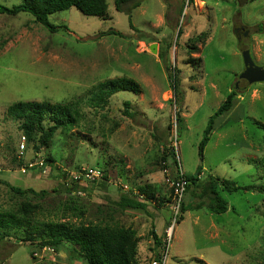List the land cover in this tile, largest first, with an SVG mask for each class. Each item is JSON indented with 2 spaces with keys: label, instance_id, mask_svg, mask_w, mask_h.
Listing matches in <instances>:
<instances>
[{
  "label": "rangeland",
  "instance_id": "obj_1",
  "mask_svg": "<svg viewBox=\"0 0 264 264\" xmlns=\"http://www.w3.org/2000/svg\"><path fill=\"white\" fill-rule=\"evenodd\" d=\"M136 1L141 5L131 21L114 7L115 0H108V18L87 16L76 7L59 11L49 17L60 26L56 32L29 13L0 14V210L21 216L26 206L28 217L39 222L136 226L141 264H264V81L249 84L241 77L243 50L249 48L264 65V0L129 4ZM0 2L11 7L20 0ZM111 28L123 35H101ZM246 28L249 36L240 38L239 30ZM174 73L180 82L177 96ZM118 77L137 81L140 93L119 91L96 108L89 101L93 88ZM232 89L234 107L215 119L200 153L206 126ZM78 97L83 100L79 123L57 130L39 148L24 136L22 121L6 113L20 100L55 103ZM126 100L132 117L125 112ZM87 166L100 170L101 179L69 193L71 175L63 173ZM199 166L201 184L215 177L239 187L217 189L229 204L227 212L205 207L183 212L182 203L188 208L200 202L192 191L200 194L202 188L193 185L190 191L185 186L176 206L173 182L184 173L196 174ZM7 183L49 194H17ZM141 188L157 197L149 205L150 212L158 209L153 217L140 209H135L139 214L122 211L100 195L106 189L114 196L117 190L139 193ZM174 220L170 247L165 240L162 256H154L152 222L162 236ZM42 248L15 235L0 237V264H81L71 262L68 251Z\"/></svg>",
  "mask_w": 264,
  "mask_h": 264
},
{
  "label": "trees",
  "instance_id": "obj_2",
  "mask_svg": "<svg viewBox=\"0 0 264 264\" xmlns=\"http://www.w3.org/2000/svg\"><path fill=\"white\" fill-rule=\"evenodd\" d=\"M134 0H115V6L119 11H125L129 14L130 21L132 19L131 13L133 9L141 5L140 1L130 3ZM254 1V0H251ZM128 3L129 6L123 7ZM108 0H20L18 4L9 7L0 2V14L16 15L21 12L31 14L35 21L45 26L49 31L56 32L60 26L54 25L50 22L49 17L59 11L67 10L68 8L76 7L83 14L87 16H99L108 18L109 10ZM131 25H133L131 23ZM66 28V26H65ZM181 30L179 32V35ZM105 34L123 35L122 32L109 29ZM178 35V37H179ZM145 41L144 39H141ZM148 41V40H147ZM150 42V41H149ZM175 75V76H174ZM176 96L178 95V86L180 84L178 75L174 73ZM94 90V95H91L90 102L96 108L104 107L111 95L119 91H131L140 93V84L129 78H113L99 83ZM93 90L89 93H93ZM237 91L232 89L226 100L220 105L214 116L210 118L208 126L204 131L203 140L200 143V153L203 152L206 144L211 138V134L215 129V119L228 113L232 110L235 104ZM178 100V99H177ZM82 98L78 97L76 100L68 102H50L49 100L35 101V100H20L10 104L6 110L7 115L16 120L22 121V129L24 136L29 142H36L39 147L47 146L57 130L61 128L71 129L75 124L79 123L81 116V103ZM131 102H125L126 114L133 116L130 111ZM46 122V124H44ZM38 133V135H37ZM174 154V153H173ZM47 163H54L53 159L46 158ZM264 164V158L262 160ZM46 164V165H48ZM78 167L76 170L80 169ZM202 167H198L196 174L187 175L183 174L184 179L187 180L186 190L190 191L192 185L197 188H202L200 194L192 191L193 195L200 197V202L195 206L182 203V211H187L190 207L209 209L213 213H225L229 210L228 202L217 191L220 186L229 188L236 191L239 187L232 180H219L211 177L208 184H201ZM68 172H64V178L67 177ZM181 177V176H179ZM84 182L81 180L72 181L69 193L75 192L80 189ZM8 186L17 194H32L45 198L48 196L49 191L44 189L37 191L33 188L22 189L18 186L7 183ZM105 186V184H102ZM107 188V186H105ZM56 191V190H55ZM118 194L111 196L106 189L105 193L100 194L108 204L117 206L122 211L127 209H140L147 212L148 215L153 217L156 213V206L154 212H150V202L156 200L155 194L147 193L143 188L141 192H125L118 191ZM145 195V196H142ZM153 199V200H152ZM23 215L19 216L12 210H0V237L16 236L19 239L30 241L34 247H51L55 251H68L71 256V262L78 261L81 264H141L138 258L139 244L141 239L135 228L131 226L122 225L119 223L111 224L106 221H99L97 223H80L78 225H68L65 222H57L54 220L41 221L33 220L28 217L27 207L23 206ZM156 215V214H155ZM178 214L176 215V217ZM183 218L182 216L180 217ZM179 218V219H180ZM177 219V218H176ZM178 219V220H179ZM177 220V221H178ZM170 224L164 228V235H158L155 229L154 221L152 222L151 235L154 240V249L157 257L162 256L161 248L164 247L166 231ZM23 232L24 236L16 235Z\"/></svg>",
  "mask_w": 264,
  "mask_h": 264
},
{
  "label": "built area",
  "instance_id": "obj_3",
  "mask_svg": "<svg viewBox=\"0 0 264 264\" xmlns=\"http://www.w3.org/2000/svg\"><path fill=\"white\" fill-rule=\"evenodd\" d=\"M24 148H25V141L22 144V149H24ZM38 164L40 165V167H42V170L44 172L48 171V169L45 168L46 164H45L44 160L39 161ZM69 174L71 175V176L70 175L69 176L71 177L72 181H77V180L80 179L81 182H84V181L96 182V181L100 180L101 177H102V174H101L100 170H98V169H96L94 167H89V166L81 167L80 169L75 170V172H72V173L70 172ZM180 176L181 177H179V180L177 182H173V186L175 187V193H176V201H177V204H178V205H176L177 207H179V205L181 204V201H182V198H183V193H184V190H185V185H187V180L184 179L183 174L180 175ZM177 214H178V209L176 210V215ZM175 221L176 220H174L172 226L169 227V229H168L169 232L168 231L166 232L167 235H166L165 240H166V243H167L166 245H167L168 248L170 247L169 244H171V241H172V238H173L172 237V231H173V228L175 226L174 225ZM41 250L42 251L43 250H46V251L49 250V251L55 252V250L53 248H51V247H48V248L45 247V248H42ZM155 263H157V261H154L152 264H155Z\"/></svg>",
  "mask_w": 264,
  "mask_h": 264
},
{
  "label": "water",
  "instance_id": "obj_4",
  "mask_svg": "<svg viewBox=\"0 0 264 264\" xmlns=\"http://www.w3.org/2000/svg\"><path fill=\"white\" fill-rule=\"evenodd\" d=\"M237 32V31H236ZM156 44L151 46V49L156 52L155 50ZM245 69L241 75L242 78L246 79L249 84H253L256 82H263L264 81V65L257 64L254 56L252 55L251 50L245 49L242 52Z\"/></svg>",
  "mask_w": 264,
  "mask_h": 264
},
{
  "label": "crops",
  "instance_id": "obj_5",
  "mask_svg": "<svg viewBox=\"0 0 264 264\" xmlns=\"http://www.w3.org/2000/svg\"><path fill=\"white\" fill-rule=\"evenodd\" d=\"M145 42H146V41H142V40H141V43H144V44H145ZM126 211H127V212H131V213H134V214H135V213H137V214L140 213L139 211H136L135 209H127V210H125V212H126ZM138 218H139V217H138ZM138 218H137V219H138ZM166 220H167V219H166ZM135 224H136V223H135ZM129 226H131V225H129ZM131 227H133V228H135V229L137 230V227H136V226H131ZM175 228H176V227H175ZM150 230L152 231V228H151ZM137 232H138V235L141 236V234H139V231H138V230H137ZM151 238H152V240H153V237H151ZM153 242H154V240H153ZM153 247H155V245H154ZM153 247H152V248H153ZM154 256H156V255H155V252H154Z\"/></svg>",
  "mask_w": 264,
  "mask_h": 264
},
{
  "label": "flooded vegetation",
  "instance_id": "obj_6",
  "mask_svg": "<svg viewBox=\"0 0 264 264\" xmlns=\"http://www.w3.org/2000/svg\"><path fill=\"white\" fill-rule=\"evenodd\" d=\"M249 30L246 28V29H244L243 31H240L239 30V37L241 38L242 36L243 37H246L247 38V36H249Z\"/></svg>",
  "mask_w": 264,
  "mask_h": 264
}]
</instances>
